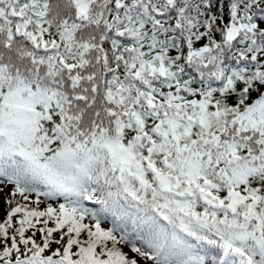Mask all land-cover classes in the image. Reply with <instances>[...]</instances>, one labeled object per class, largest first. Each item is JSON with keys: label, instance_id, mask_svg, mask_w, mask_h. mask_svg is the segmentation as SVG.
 Segmentation results:
<instances>
[{"label": "snow or ice", "instance_id": "6c2138e0", "mask_svg": "<svg viewBox=\"0 0 264 264\" xmlns=\"http://www.w3.org/2000/svg\"><path fill=\"white\" fill-rule=\"evenodd\" d=\"M0 185V264H264V0H0Z\"/></svg>", "mask_w": 264, "mask_h": 264}, {"label": "trees", "instance_id": "16d2710c", "mask_svg": "<svg viewBox=\"0 0 264 264\" xmlns=\"http://www.w3.org/2000/svg\"><path fill=\"white\" fill-rule=\"evenodd\" d=\"M11 187L12 186H7L6 188H5V192H8V191H10L11 190ZM3 209H4V197H3V195H1V198H0V220H2L3 219ZM105 226H107V225H105ZM124 251L125 252H129V249L127 248V247H125L124 248Z\"/></svg>", "mask_w": 264, "mask_h": 264}, {"label": "rangeland", "instance_id": "374dc122", "mask_svg": "<svg viewBox=\"0 0 264 264\" xmlns=\"http://www.w3.org/2000/svg\"><path fill=\"white\" fill-rule=\"evenodd\" d=\"M0 186H2V185H0ZM0 198H1V195H0Z\"/></svg>", "mask_w": 264, "mask_h": 264}]
</instances>
